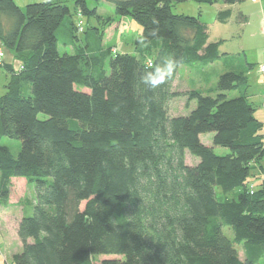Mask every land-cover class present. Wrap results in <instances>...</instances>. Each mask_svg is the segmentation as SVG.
<instances>
[{
	"label": "trees",
	"instance_id": "trees-1",
	"mask_svg": "<svg viewBox=\"0 0 264 264\" xmlns=\"http://www.w3.org/2000/svg\"><path fill=\"white\" fill-rule=\"evenodd\" d=\"M186 1L240 0L118 2L117 15L142 26L136 54L73 44V54H61L58 32L72 16L65 3L22 10L0 0V41L24 66L10 69L0 96V137L22 143L17 156L0 145V207L9 204L13 179L35 190L11 264H264V179L252 184L264 157V123L243 72L221 74L208 90L174 89L182 66L207 67L223 56V41L210 42L199 17L173 13L174 3ZM75 7L81 16L97 14L86 0ZM77 22L65 29L71 39L86 31ZM93 29L101 45L105 31ZM165 56L178 62L174 77L149 89L139 77ZM178 97L196 108L171 115ZM205 133L230 153L217 155L202 143ZM187 150L197 165H187ZM100 255L115 257L96 263Z\"/></svg>",
	"mask_w": 264,
	"mask_h": 264
},
{
	"label": "rangeland",
	"instance_id": "rangeland-1",
	"mask_svg": "<svg viewBox=\"0 0 264 264\" xmlns=\"http://www.w3.org/2000/svg\"><path fill=\"white\" fill-rule=\"evenodd\" d=\"M17 4L24 8L27 4L59 1L65 3L71 10L72 16L67 17L61 30L58 32L59 44L58 49L61 54H73V45L78 47L89 45L92 50L98 47L101 49L112 48L123 53L136 54V40L142 35V26L131 16L117 15V3L123 0H86V5L89 9H96V15L81 16L76 10L77 0H16ZM231 9V16L222 22L219 18L220 13ZM173 13L177 15H185L190 17H199L201 22L208 26L210 34V42L223 41L220 51L223 54L222 58L206 66H182L178 71V76L175 81L174 89L180 92H188L190 89L216 87L221 74L227 71H237L245 73L248 70L247 64H252L253 68L264 63V0L253 2L252 0H240L235 5L219 3L215 5L200 4L193 1L183 3H174L172 5ZM83 20L85 23V32L82 34L76 33L78 38L71 39L70 33L65 32V29L71 28L72 22ZM98 28L104 30L103 41L100 45L99 34L96 35ZM100 32V31H99ZM102 34V33H101ZM237 68V69H236ZM235 69V70H233ZM5 73H0V96L4 95L8 89H5L4 84L10 82V76L4 69ZM251 85V83H250ZM250 90L252 89L249 88ZM229 98L238 96L235 91L227 92ZM187 97H178L170 104V112L173 116L187 115L196 108V101L189 103ZM256 108L255 117L264 123V110L262 107L254 104ZM39 118H47L45 115H39ZM264 132V131H263ZM214 133H205L201 135V141L207 146H211L214 152L219 156H225L230 153V150L221 146L213 145ZM21 141L9 137H0V145L7 146L14 155H18L21 150ZM200 162V158L193 156L188 150L186 151V163L189 166H195ZM264 168V157L258 164ZM260 168L254 167L253 171ZM1 175V172H0ZM262 179V178H261ZM18 184V183H17ZM33 189V190H32ZM35 193L34 187L18 185V192L14 194L13 200L16 202L21 194L25 195V200H31V195ZM18 205V204H17ZM16 205L15 214L18 215L19 207ZM13 211H10V213ZM11 213V214H12ZM11 217V222L12 218ZM4 222H1V224ZM10 233L14 231L11 223ZM2 227H4L2 225ZM223 232L229 238H234V232L229 227H224ZM3 238L0 236V245L2 246ZM240 252H243L241 246H237ZM115 256L100 255L96 257V263L103 259L114 258ZM0 263H3V258L0 254Z\"/></svg>",
	"mask_w": 264,
	"mask_h": 264
},
{
	"label": "crops",
	"instance_id": "crops-1",
	"mask_svg": "<svg viewBox=\"0 0 264 264\" xmlns=\"http://www.w3.org/2000/svg\"><path fill=\"white\" fill-rule=\"evenodd\" d=\"M17 4V1L14 0ZM262 0H255L253 2H259L261 3ZM47 2H55V1H47ZM47 2H39V3H47ZM59 2V1H56ZM238 3V2H237ZM33 4V3H31ZM18 5V4H17ZM29 4H27L24 8H22V6L20 7V5H18L22 10H25V8L28 6ZM235 5V4H234ZM230 11V15L231 16V9L228 8L226 11ZM0 47H3L5 49L6 52V57H5V63L3 65H0V73H5L4 69L6 70V72H8L9 74V78L10 80H12L13 78V74H12V70L17 71L20 67V65H22V62L20 60H18L14 54L13 51L7 50L4 45L2 44V42L0 41ZM248 65V70L244 73L248 79H249V85L252 89H248V97H249V101L256 105H259V107L261 106L262 108L260 109L261 111L264 110L263 107V83H262V79H261V75H260V70L259 67L257 66L256 69L255 67H251L250 64ZM252 65V64H251ZM237 69V68H236ZM235 70V69H233ZM239 70H235V72H237ZM242 73V72H241ZM10 85V82L5 83L4 87L5 89H8ZM176 85V83H175ZM174 85V86H175ZM209 88H214L213 86L210 87H206V88H200V89H209ZM198 89V88H197ZM190 90V89H189ZM188 90V91H189ZM258 108V107H256ZM259 109V108H258ZM259 163L254 164V167H258L260 169L253 171V175H254V181H252V184H256L257 180H260L261 178L264 179V168L263 167H259L258 166ZM256 165V166H255ZM13 186H12V192L10 195V199H9V204L8 206H1L0 207V236H2L3 241H2V246L0 245V254L3 258V263L0 264H11L12 261V257L14 254L18 253L21 249H22V243L19 239L18 236V227L19 224L24 216V214H31L33 211V206L35 204V193L34 191L33 194L31 195V200H25V195L21 194L19 199L16 200V202H14L13 197L14 194H16L18 192V185H25L27 184V181L25 179H13L12 180ZM18 183V184H17ZM28 187H31L30 185H28ZM33 188V187H31ZM33 190V189H32ZM18 204V205H17ZM16 205L20 208L18 215H16L15 213V208ZM10 211H13V213L11 214ZM14 216L12 218V222H11V217ZM1 222H4L1 224ZM9 223L12 224L14 231L12 233H10V225H8ZM2 225L4 227H2ZM239 252V256L241 259H244V251L243 252Z\"/></svg>",
	"mask_w": 264,
	"mask_h": 264
},
{
	"label": "clouds",
	"instance_id": "clouds-1",
	"mask_svg": "<svg viewBox=\"0 0 264 264\" xmlns=\"http://www.w3.org/2000/svg\"><path fill=\"white\" fill-rule=\"evenodd\" d=\"M178 62L174 57L165 56L161 63L156 64L152 70L143 72L140 82L149 89H157L174 77Z\"/></svg>",
	"mask_w": 264,
	"mask_h": 264
},
{
	"label": "built area",
	"instance_id": "built-area-1",
	"mask_svg": "<svg viewBox=\"0 0 264 264\" xmlns=\"http://www.w3.org/2000/svg\"><path fill=\"white\" fill-rule=\"evenodd\" d=\"M255 1V0H252ZM77 26L79 28V30L82 32L84 30L85 27V23L83 20H79L77 22ZM5 57H6V52L5 49L3 47H0V65H3L5 63ZM22 70H24V66L20 65L19 69L17 71H15L16 73H20ZM260 70V75H261V79H262V87H263V99H264V63L262 65H260L259 67ZM263 107H264V101H263ZM253 189V187H252ZM253 193V191H252Z\"/></svg>",
	"mask_w": 264,
	"mask_h": 264
}]
</instances>
